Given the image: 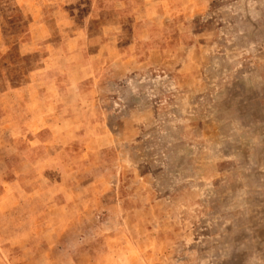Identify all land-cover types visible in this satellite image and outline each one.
Masks as SVG:
<instances>
[{
	"label": "rangeland",
	"instance_id": "rangeland-1",
	"mask_svg": "<svg viewBox=\"0 0 264 264\" xmlns=\"http://www.w3.org/2000/svg\"><path fill=\"white\" fill-rule=\"evenodd\" d=\"M0 264H264V0H0Z\"/></svg>",
	"mask_w": 264,
	"mask_h": 264
}]
</instances>
